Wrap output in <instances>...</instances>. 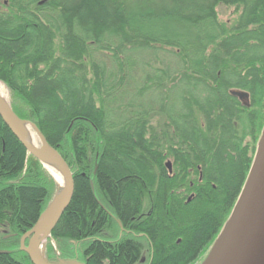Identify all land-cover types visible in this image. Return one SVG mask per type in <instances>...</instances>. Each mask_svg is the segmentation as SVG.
Here are the masks:
<instances>
[{
  "label": "trees",
  "instance_id": "trees-1",
  "mask_svg": "<svg viewBox=\"0 0 264 264\" xmlns=\"http://www.w3.org/2000/svg\"><path fill=\"white\" fill-rule=\"evenodd\" d=\"M0 81L73 174L48 262L201 264L264 128V0H0ZM57 190L0 117V264Z\"/></svg>",
  "mask_w": 264,
  "mask_h": 264
},
{
  "label": "water",
  "instance_id": "water-1",
  "mask_svg": "<svg viewBox=\"0 0 264 264\" xmlns=\"http://www.w3.org/2000/svg\"><path fill=\"white\" fill-rule=\"evenodd\" d=\"M235 94L239 95L243 101L247 100L245 93L235 92ZM0 117L28 154L37 159L44 168H46L45 165H57L60 170L61 185L46 168L58 186V190L47 208L41 212L31 229L20 240V249L27 254L32 264H55L48 262L40 252V235L47 222H51L48 227L50 232L70 203L74 191L72 171L58 151L47 142L37 126L19 118L12 110L10 102L1 95ZM28 130H33L36 134L39 145L27 139ZM166 167L171 171L169 161L166 162ZM26 239L28 240L25 244ZM201 264H264V128L234 207Z\"/></svg>",
  "mask_w": 264,
  "mask_h": 264
},
{
  "label": "rangeland",
  "instance_id": "rangeland-1",
  "mask_svg": "<svg viewBox=\"0 0 264 264\" xmlns=\"http://www.w3.org/2000/svg\"><path fill=\"white\" fill-rule=\"evenodd\" d=\"M217 11H218V14H219V17H220L221 20H223V21H228V20L230 19L231 10H226V9H224L223 7H218V8H217ZM155 55H156V54H155ZM155 55H154V54H151V55L149 56V58H151L152 60H154V59H155ZM158 55H159V58H160V60H161L162 65H165V66H174V65H175V63H172V61H171V59H170V56L164 54L163 52H160ZM140 57H141V56H140ZM142 57L144 58V56H142ZM135 71L139 72V70H137V69H136ZM136 75H137V74H134V73H133L132 77H133V76H136ZM2 83H3V82H2ZM3 84H4V83H3ZM4 85H5V84H4ZM130 89H131V88H130ZM7 91H8V90H7ZM177 93H178V92H176L174 95L176 96ZM131 94H132V89H131L130 95H131ZM147 98H148V97L144 96V97H142V98H138L137 100H139V101H141V102H143V101L146 102V99H147ZM149 99L152 100V101L155 100L158 106H161L162 103H163V101L161 100L160 96H159L157 93H152V94H150V95H149ZM8 100H9V102H10L9 91H8ZM169 104H171V102H169ZM35 139H36V145H39L40 142H39V140H38L36 134H35ZM45 169H46V168H45ZM46 171H47V169H46ZM47 172H48V171H47ZM48 173H49V172H48ZM49 174H50V173H49ZM51 177H52V176H51ZM48 235H49V230H48V229L46 230V233L40 235V239H41V240H40V244H39V245H40V252L43 254V256H44V247H45L46 239H47ZM27 240H28V239H26L25 244H26ZM199 261H200V260H199ZM199 261H197V262L194 263V264H199Z\"/></svg>",
  "mask_w": 264,
  "mask_h": 264
},
{
  "label": "bare ground",
  "instance_id": "bare-ground-1",
  "mask_svg": "<svg viewBox=\"0 0 264 264\" xmlns=\"http://www.w3.org/2000/svg\"><path fill=\"white\" fill-rule=\"evenodd\" d=\"M7 87L0 81V95L2 97H4V99L6 101L9 102L8 100V91H7ZM27 139L36 145V139H35V133L33 132V130H28L27 131ZM46 168L48 169V171L52 174V176L56 179L57 183H59L60 185L62 184V177H61V173L60 170L58 168L57 165H45ZM51 222H47L45 223V225L43 226V229L41 231V235L46 233V230L48 229L49 225Z\"/></svg>",
  "mask_w": 264,
  "mask_h": 264
},
{
  "label": "flooded vegetation",
  "instance_id": "flooded-vegetation-1",
  "mask_svg": "<svg viewBox=\"0 0 264 264\" xmlns=\"http://www.w3.org/2000/svg\"><path fill=\"white\" fill-rule=\"evenodd\" d=\"M245 102V104H247L248 105V102H247V100L246 101H244ZM142 262H145V260L144 259H142Z\"/></svg>",
  "mask_w": 264,
  "mask_h": 264
}]
</instances>
